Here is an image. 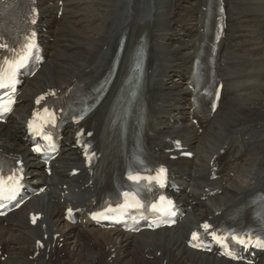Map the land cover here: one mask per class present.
<instances>
[{"label":"bare ground","instance_id":"6f19581e","mask_svg":"<svg viewBox=\"0 0 264 264\" xmlns=\"http://www.w3.org/2000/svg\"><path fill=\"white\" fill-rule=\"evenodd\" d=\"M40 1L47 22L54 27L51 33L57 37V41L49 44V61L56 59L57 62L52 66L51 74L39 80L34 77L25 85L22 96L25 102L21 106L23 113L16 121L0 125V148L27 154L31 161L29 149L21 139V129L24 115L31 107L35 94L47 87L67 86L74 81L79 89L94 87L108 70L111 72L118 45L124 37L125 49L120 55L116 77L106 97L87 122L89 128L95 131L98 144L109 155L119 156L125 150L128 153L130 138L122 134V129L131 127L140 117L141 128L147 134L149 130L155 134L150 138V145L157 156L165 157L157 148L162 146L163 138L167 135L175 132L190 135V143H187L197 154V160L193 159L188 161L187 166L178 167L191 177L188 187L192 189L184 193L180 200L194 206L191 212L194 214L192 224L218 209L237 208L246 197L262 188L264 190V139L250 150L248 161L239 175L243 176L242 180L239 181L238 176L228 182L224 193L217 197V204L199 202L202 192L198 193L195 188L201 186V179L198 180L196 174H207L209 158L229 141L230 136L264 131V39L256 48V34L250 31L247 33L248 39L242 38L244 34L240 31H245L237 24V21L251 16L249 21L256 27V11L264 12V0H227L232 31L223 53L225 93L219 110L206 128L204 137L208 133L209 137L204 138L203 142L200 141L202 136H197L190 123L184 121L182 125L169 124V120L188 118L190 91L183 77L191 71V58L203 41L199 24L206 17L202 5L207 0H67L64 15L60 19L56 16L58 0ZM183 1L187 5L184 8L178 7ZM141 7L145 8V12ZM260 27L263 29V25ZM142 36L146 39L142 46L148 52L147 61L151 69L143 90L145 112L141 111V101L136 107L132 104L134 110L127 109L123 116V119L129 120L128 124L117 127L113 120H120L116 115L117 107L122 104L121 96L126 97L124 89L119 90L129 73L131 59ZM159 113H163L166 119L163 116L157 118L154 125L150 122L151 116ZM261 114L257 122L248 121ZM216 122L218 125L215 128ZM258 125L263 129H259ZM170 130L173 132L168 133ZM72 138L73 133L66 139L63 154L66 161H74L78 165L72 166L69 172L82 165ZM198 163H202V166L199 167ZM29 164L38 165L35 161ZM55 173L59 175V181L54 183L53 180L51 184L59 188L58 195L51 193V200L44 204H32L31 201L27 208L29 210L25 206L8 217V225L0 222V243L3 244L4 252L8 253L5 261L0 257V264H244L188 248L184 230L190 229V223L175 234H167L170 229L130 234L118 229L81 228L68 224L64 220L65 203L61 202V194L66 191L62 186L69 184L68 189L71 191L76 185L83 188L90 177L85 174V181L80 184L81 179L70 178L67 170L62 172L55 169ZM97 184H103L101 177ZM85 190L87 193L89 191L90 196V189ZM31 211L45 214L41 223H46V228L39 226V223L36 226L30 224L33 221ZM46 233L50 237L45 240V249L35 257L37 242L43 240ZM57 233H61L64 238L62 247L59 239L54 237ZM71 238L74 239V250L66 246Z\"/></svg>","mask_w":264,"mask_h":264},{"label":"rangeland","instance_id":"374dc122","mask_svg":"<svg viewBox=\"0 0 264 264\" xmlns=\"http://www.w3.org/2000/svg\"><path fill=\"white\" fill-rule=\"evenodd\" d=\"M186 2H180V5H182V4H185ZM141 9H143V12H145V8L144 7H141ZM147 10H149V8H147ZM244 10V9H243ZM253 16V15H252ZM250 17L251 16H249L247 19H244V20H241V21H237V24L238 25H240V27H242V29H244L243 31H245L244 33L242 32V31H240V33H242V34H244L243 36H241L242 38H245V39H248V35H247V33H249L250 31H253L254 32V34H256V48L257 47H259V43H260V41L262 40V39H264V12H262V11H256V20H258L257 22H256V27L255 26H253V23L251 22V21H249L250 20ZM253 18V17H252ZM260 25H263V29L260 27ZM241 34V35H242ZM245 34H246V36H245ZM233 42V41H232ZM263 44V43H262ZM231 48V47H230ZM54 64V62L53 63H51L50 62V64L48 65V67L44 70V73L45 74H48L50 71H51V67H52V65ZM242 66V65H241ZM253 118V117H252ZM261 117H256V121L257 120H259ZM224 119V118H223ZM222 119V120H223ZM251 119V118H250ZM250 119H248V121L250 120ZM220 120V119H219ZM224 121H225V119H224ZM215 125H218V123L216 122V124H214V127H215ZM216 128V127H215ZM257 134H259V133H255V136H257ZM209 137V136H208ZM207 137V138H208ZM262 139H264V136L263 135H261L260 136V140H262ZM259 142H261V141H258V143ZM200 154H201V152H200ZM246 164V163H245ZM245 164H244V166H245ZM240 177V178H239ZM238 178H239V181L240 180H242V178H243V176H239ZM176 232H174V234H175ZM173 234V233H172ZM66 246L68 247V249L69 250H74V248H75V243H74V239L73 238H71V239H69L68 240V243L66 244ZM104 246V245H103ZM103 246H101V247H103ZM34 264V263H33Z\"/></svg>","mask_w":264,"mask_h":264},{"label":"snow or ice","instance_id":"6c2138e0","mask_svg":"<svg viewBox=\"0 0 264 264\" xmlns=\"http://www.w3.org/2000/svg\"><path fill=\"white\" fill-rule=\"evenodd\" d=\"M33 23H35V21H33ZM34 35V33H33ZM0 87H7V85L3 84V83H0ZM37 103H39V100L37 101ZM31 126V125H30ZM36 151H39V149H36ZM208 226L205 225V228H207ZM196 237V234H193V238ZM241 244H244L245 241L243 239H240L239 241ZM256 246L257 247H260V248H264V240H260V239H257L256 240Z\"/></svg>","mask_w":264,"mask_h":264}]
</instances>
